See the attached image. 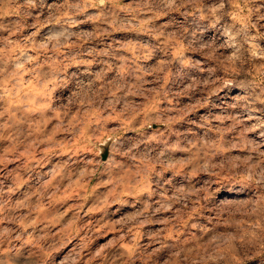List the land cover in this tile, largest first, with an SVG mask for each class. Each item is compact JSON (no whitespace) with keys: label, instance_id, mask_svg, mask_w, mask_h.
<instances>
[{"label":"rangeland","instance_id":"rangeland-1","mask_svg":"<svg viewBox=\"0 0 264 264\" xmlns=\"http://www.w3.org/2000/svg\"><path fill=\"white\" fill-rule=\"evenodd\" d=\"M0 264H264V0H0Z\"/></svg>","mask_w":264,"mask_h":264},{"label":"bare ground","instance_id":"bare-ground-1","mask_svg":"<svg viewBox=\"0 0 264 264\" xmlns=\"http://www.w3.org/2000/svg\"><path fill=\"white\" fill-rule=\"evenodd\" d=\"M8 108H9V110L10 111H13V112H18L19 111V109H20V107L17 105V104H10L9 106H8ZM11 120V119H10ZM14 121H16V119L14 120ZM13 121V122H14ZM16 123V122H15ZM12 125H13V123H12Z\"/></svg>","mask_w":264,"mask_h":264}]
</instances>
